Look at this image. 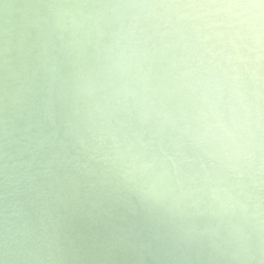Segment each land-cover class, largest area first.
<instances>
[{
  "label": "clouds",
  "instance_id": "1",
  "mask_svg": "<svg viewBox=\"0 0 264 264\" xmlns=\"http://www.w3.org/2000/svg\"><path fill=\"white\" fill-rule=\"evenodd\" d=\"M0 264H264V0H0Z\"/></svg>",
  "mask_w": 264,
  "mask_h": 264
}]
</instances>
